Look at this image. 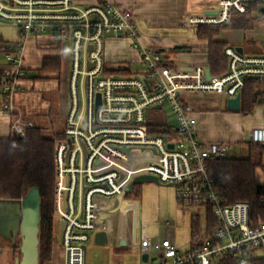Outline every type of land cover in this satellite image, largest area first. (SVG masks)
I'll list each match as a JSON object with an SVG mask.
<instances>
[{
	"label": "built area",
	"instance_id": "2783aa9c",
	"mask_svg": "<svg viewBox=\"0 0 264 264\" xmlns=\"http://www.w3.org/2000/svg\"><path fill=\"white\" fill-rule=\"evenodd\" d=\"M235 15L264 22V0H218L214 10L184 17L181 33L166 34L145 27L133 10L112 0H0V22L17 27L22 38L7 44L8 66L0 71V115L11 117L13 136L24 137L36 125L24 121L14 104L22 82L32 79L23 64V41L50 35L59 44L70 43L62 59L67 67L66 129L54 152V230L63 264H86L87 244L105 228L101 199L123 200L140 175L170 184L179 203L195 208V216L201 209L205 215L201 230L185 247L169 238L152 240L141 223L138 247L148 257L144 264H264V220L252 221L247 201L229 203L212 168L214 159L229 156L233 143L201 141L196 117L199 111L225 110L228 99L237 97L241 110L247 80H259L256 85L264 87V52L247 54L226 46V71H210L207 78L208 65H173L163 49L141 42L145 36L189 39L199 27H226ZM108 36L129 39L143 69L110 65ZM256 96L264 105V96ZM164 105L173 120L157 122ZM249 138L264 150V126L253 128Z\"/></svg>",
	"mask_w": 264,
	"mask_h": 264
},
{
	"label": "rangeland",
	"instance_id": "374dc122",
	"mask_svg": "<svg viewBox=\"0 0 264 264\" xmlns=\"http://www.w3.org/2000/svg\"><path fill=\"white\" fill-rule=\"evenodd\" d=\"M153 24V23H152ZM17 27L11 24H5L0 22V35L4 37L6 40L14 41L17 37ZM109 37V36H108ZM181 37V36H180ZM218 40H222L227 42L228 45L234 47H243L246 53L256 54L258 53V49L260 44L264 43V23L260 20H257L255 26L252 29H230L224 28L220 30L219 34L216 37ZM141 42L144 45H158L164 48H168L167 46H176L180 45L183 41H179L176 39H165L163 41L158 42L156 39L152 38H143ZM201 43L195 39V43ZM184 43V42H183ZM191 43V42H190ZM107 38L105 40V50L107 49ZM60 54L66 57V53L70 51V43L63 42L59 47ZM168 55V57H167ZM163 56L167 57L170 61L178 62L181 61L185 64L193 63L192 59H195V56H187L186 60H181L178 58L177 54L167 53ZM106 57V56H105ZM61 63V70L57 74L45 73L41 70L37 71L35 77L37 79L36 87L34 90L36 93H39L42 97L43 102L46 106L50 107V114L48 113L45 116L46 119H42L43 116H39L38 118L41 120L44 126V131L49 136H54L56 132H64L66 129V117H63V111L60 108L63 107L64 98H62V94L65 91L67 94V75L66 70L67 67L63 65L62 57H57ZM25 60V59H24ZM7 62L4 61V54L0 53V68L7 66ZM128 67V64H124ZM133 70L141 71L143 69L140 63L130 64ZM33 72V71H32ZM31 72V74H32ZM34 79V77H33ZM35 81V80H33ZM22 88V85H21ZM255 93L258 96H264V87L261 85H255ZM21 90V89H20ZM61 96V97H60ZM261 101V100H260ZM62 102V104H61ZM67 105V110L69 104ZM47 108V107H46ZM164 110V111H163ZM157 111L159 116H157V122H164L167 119L173 120V116L170 112V108L168 105H164V109ZM167 114V115H166ZM19 115L22 118L21 112ZM198 120L197 133L199 138L202 141H205L202 137L201 132L204 136L207 137V140L210 141H224V142H232L234 145L228 151V155L230 157L237 158H245L252 156L253 158H259L258 151L255 149L256 146L250 143L249 133L253 128H260L264 126V105L259 103L255 106L251 113H244L240 111H230V110H206L204 112H200L196 114ZM23 119V118H22ZM24 121H28L23 119ZM31 121V120H30ZM7 120L5 118H0V128L7 129L6 126ZM40 123V122H39ZM199 131V132H198ZM7 133H2L0 136H5ZM257 181L262 182L263 179V170L261 167L258 168L257 173ZM148 183L155 182H145L140 185H146ZM159 185V184H157ZM165 189V192L168 194L170 192H174L175 188L172 186H167L162 184ZM177 205L179 206V213L181 218L177 221L175 213L165 209L163 213H157V215L147 216L146 213L142 210L138 214V222L145 221L146 222V233L149 237L157 240H161L167 235L171 237L172 234L177 232L174 227L168 229L165 224L167 221L171 223V225L179 224L180 230L178 231L177 240L181 244L180 247H184L190 240L191 237V220L192 215L195 211V208L190 206H185L178 202L175 197ZM21 200H18L20 202ZM129 201H133L129 199ZM140 201V199L136 200ZM17 202V201H14ZM204 211L201 209V216L198 225V230L200 231L202 226L204 225ZM177 222V223H176ZM115 229L117 232H122L126 234L128 239H131V234L133 230V214L131 212L127 213L125 216L119 215V218L115 222ZM18 246L21 245V237H19ZM20 248V247H19ZM60 254H61V245L58 238L57 231L54 230V250L50 260L43 262V264H61L60 263ZM23 256L19 252H15L13 255L7 252H0V264H17L19 259H22ZM121 260L124 264H138L142 263V256L139 252V248H115L110 243L105 245H97L92 239L87 244V256H86V264H112L113 260Z\"/></svg>",
	"mask_w": 264,
	"mask_h": 264
},
{
	"label": "crops",
	"instance_id": "0c3cea01",
	"mask_svg": "<svg viewBox=\"0 0 264 264\" xmlns=\"http://www.w3.org/2000/svg\"><path fill=\"white\" fill-rule=\"evenodd\" d=\"M112 1L119 3L123 8L133 10L139 17H141L142 22L145 27L153 28L155 29V31L166 34V33H181L182 30H184V25L182 21L184 17L191 15V14H200L205 11L214 10L218 0H112ZM242 17L251 18L252 25L246 28H235V27H230L227 25L224 28L238 29V30L252 29L255 26V23L257 20L262 21L259 18H255L254 15H244V16L235 15L232 21L237 20L238 18H242ZM232 21L229 24H231ZM17 37L18 38L14 41L22 40L19 30L17 31ZM144 38L156 39L158 42L171 38V39H176L179 41L182 40L184 42L174 47L187 46V45H198V46L205 45L204 42L195 43L196 33L194 37L189 38V39L185 37L184 35H175V36L172 35V36L161 37V38L145 36ZM216 40L218 39L216 38ZM219 41H222V40H219ZM9 42H12V41L9 40L8 43ZM23 42H24L23 54H24V59H25L23 61V64L31 72L33 71L32 75L34 79L32 78L31 80L22 82L21 90L16 92L14 95V104L17 107L18 112H21L23 119L31 120L35 124H38V125L39 124L43 125L41 124L42 119H46L45 116H47L48 113L50 114L51 111H50V107L46 106L45 103L43 102L40 94L32 90V88L34 89L36 85H38L36 82H37V79L39 78L35 76L39 74L37 71L40 70V67L42 65L44 58L61 56L63 59L64 56L60 54L59 47L61 46V44L57 42L56 38L50 35H31L27 37ZM107 42H108V45H107V49L105 50V56L110 65L118 64V63H122V64L126 63L128 65L133 64V63H138V58H139L138 52L135 48L131 46V42L129 39L116 38L113 36H109L107 37ZM222 42L226 43V46H230L227 44V42L225 41H222ZM158 47L163 49L164 54L166 55L167 53L177 54L178 58L183 61L186 60L187 56H195V59H192L193 63H187V64L181 61H178V62L170 61L168 59L169 58L168 55H167L168 58L165 56V59L173 65H180V66L181 65L190 66V65H198V64L208 65V55L206 53V50L203 48H197L192 52H177L173 49L174 47L169 46V45L167 46L168 48H164L161 46H158ZM258 50L259 51L256 54H261L264 52V43L260 44ZM242 51L246 53L243 47H242ZM247 54H251V53H247ZM5 67L0 68V71L4 69ZM61 94H62L61 95L62 98L65 97L64 103L67 104L68 103L67 94H65V91L64 93H61ZM64 103H63V107L60 108L61 111H63V117L65 116L67 112V105H65ZM200 112H204V111H199L198 113ZM39 116H43L41 120L38 118ZM0 118H5L7 120L6 122L7 129L3 131L4 129L0 128V134L2 133H7V134H5V136H0V138H6V137L11 136L12 135L10 131L11 117L0 115ZM201 134H202L203 139L205 140L203 142H213V141L207 140V137L204 136L202 132ZM259 183L261 184V182ZM161 186H162V183H153V184L148 183L142 186L140 184H135L134 189L130 191L123 200L113 199V198L101 199L100 201V206H101L100 216L101 217L100 218H101V223L105 225V228L101 230L105 229L109 233V237L111 239L110 244L112 246H115V248L118 247V248H128V249L134 248V247L139 248L138 245H139L140 235H139L138 227L141 225V223H144L146 226L145 221H142V220L140 222L137 221L138 214L142 210L146 213L147 216H153L154 214L157 215V213H163L165 209H168L175 213L176 219L177 221H179V219L181 218V215L179 213V208H178L179 206L177 205V202L175 199L176 197L175 190L174 192H170L167 194L165 192V189ZM129 199L130 200L133 199V201L131 202L129 201ZM138 199H140L139 202L136 201ZM129 212L133 214V230H132L130 240L128 239L126 234L122 232H117L115 229V222L119 218V215L125 216ZM196 216L192 215L193 222L191 220V225H192L191 226V236L194 232L198 231V225H199L201 214L198 215L197 217ZM171 227H174V229L177 230V232L172 234L171 237L167 235V237L165 238L171 239L177 246L180 247L181 244L177 240L178 231L180 230V226L179 224L178 226L177 224H175V226L173 224L170 226V228L169 227L167 228L171 229ZM145 233H146V229H145ZM146 236H148L147 233H146ZM92 239L94 240V237ZM122 239L126 241L125 245H121ZM151 239L155 241L157 240L153 238ZM53 250H54V244H53ZM62 257L63 255H62V250H61V254H60L61 264H63ZM119 262H122V261L114 259L112 264H118ZM145 262L146 261H143V264ZM122 263L124 264V262ZM17 264H23V258L19 259ZM138 264H142V263H138Z\"/></svg>",
	"mask_w": 264,
	"mask_h": 264
},
{
	"label": "trees",
	"instance_id": "16d2710c",
	"mask_svg": "<svg viewBox=\"0 0 264 264\" xmlns=\"http://www.w3.org/2000/svg\"><path fill=\"white\" fill-rule=\"evenodd\" d=\"M254 7V6H253ZM252 25L251 18H238L228 26L246 28ZM220 27H199L196 39L205 45L177 46V52H192L203 48L208 55V65L213 75L226 71L228 60L224 54L226 43L216 40ZM8 41L0 35V53L6 50ZM41 70L57 74L61 63L57 57L43 59ZM1 74V73H0ZM33 78V75H32ZM259 80L248 79L244 88L241 111L250 113L261 103L255 93ZM158 125V123H157ZM63 137V132L49 136L43 125L28 128L24 137L9 136L0 138V201L14 202L26 197L31 189H37L40 198L38 263L50 260L54 244V177L55 142ZM259 158L225 157L212 162V168L221 178L224 196L229 203L247 201L250 203L252 221L264 220V185L257 181V169L264 168V150L256 146ZM193 222V220H192ZM195 222V221H194ZM232 259V256H229ZM229 262V260H228ZM227 263V262H226Z\"/></svg>",
	"mask_w": 264,
	"mask_h": 264
},
{
	"label": "water",
	"instance_id": "95a60500",
	"mask_svg": "<svg viewBox=\"0 0 264 264\" xmlns=\"http://www.w3.org/2000/svg\"><path fill=\"white\" fill-rule=\"evenodd\" d=\"M239 51H242V47H238ZM210 68L206 69L207 78H210ZM100 98V95H99ZM100 103V101H99ZM159 108V105L157 106ZM227 109L230 111L240 110V97L234 99H228ZM172 147L173 144H170ZM145 182H155L160 183L158 178L153 175H140L135 177L134 182L128 187L129 191L134 189L135 184H141ZM169 186H171L169 184ZM0 201V206L3 205ZM19 203L20 211L17 216L19 218L18 229L21 231L22 244L21 251L24 253L23 264H30L27 260L28 256L34 260V264H38V231H39V213H40V198L37 189H31L25 198H23ZM21 212V213H20ZM16 232L14 231V234ZM95 243L99 245H105L111 243L109 233L106 230L97 231L94 235ZM126 241L121 240V245H125ZM147 255H142V260L147 261ZM154 259V258H153Z\"/></svg>",
	"mask_w": 264,
	"mask_h": 264
},
{
	"label": "flooded vegetation",
	"instance_id": "af4514ba",
	"mask_svg": "<svg viewBox=\"0 0 264 264\" xmlns=\"http://www.w3.org/2000/svg\"><path fill=\"white\" fill-rule=\"evenodd\" d=\"M19 211V203L17 202H3V205L0 206V252L5 251L11 255L19 252L24 257V253L19 248L21 245L18 246L19 237L22 241L21 231L18 229L19 218L17 214ZM27 260L30 264H34L31 257L28 256Z\"/></svg>",
	"mask_w": 264,
	"mask_h": 264
}]
</instances>
